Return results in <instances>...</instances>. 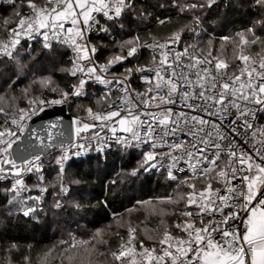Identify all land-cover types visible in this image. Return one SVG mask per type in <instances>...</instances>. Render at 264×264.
<instances>
[{"label":"snow or ice","instance_id":"obj_1","mask_svg":"<svg viewBox=\"0 0 264 264\" xmlns=\"http://www.w3.org/2000/svg\"><path fill=\"white\" fill-rule=\"evenodd\" d=\"M6 2L0 217L79 211L84 180L72 170L77 160L99 166L136 153V166L118 172L108 190L159 174L172 192L137 201L158 225L129 224L127 239L110 253L112 264H264V0ZM221 5L255 18L223 36L214 55L212 40L198 41L205 13ZM173 16L187 22L165 37L153 31ZM226 44L230 58L220 54ZM56 45L71 52L65 66ZM41 58L52 64L47 75ZM57 106L83 114L71 120L74 140L62 138V119L30 127ZM68 248L75 250H64L68 260L83 264L77 245Z\"/></svg>","mask_w":264,"mask_h":264},{"label":"trees","instance_id":"obj_2","mask_svg":"<svg viewBox=\"0 0 264 264\" xmlns=\"http://www.w3.org/2000/svg\"><path fill=\"white\" fill-rule=\"evenodd\" d=\"M4 9H9L7 14H10L8 5H0V15L5 14ZM205 16L208 22L203 25L204 31L198 41L201 44H207L211 34L232 36L255 18L245 16L239 10L226 9L223 5L219 9L214 7L209 10ZM186 22L182 17L173 16L166 25L154 26L153 31L161 37L167 36ZM220 44L221 41L213 44V53L218 54ZM56 47L61 54L57 59L62 66L67 65V55H62L67 51L61 46ZM220 54L230 58L231 44H226ZM41 59V66L48 69L44 73L47 75L52 72V64L46 58ZM54 79L63 85V74L59 71L55 72ZM24 86L20 85V88ZM36 95L39 96L40 92L37 91ZM67 110L72 117L82 115L74 106L67 107ZM138 159L136 153H121L110 156L104 165L98 166L95 161L91 164L76 162L72 170L84 180L78 187V198H81L84 207L79 211L70 208L57 213L46 211L40 213L38 218L24 217L19 213L7 218L0 217V257H7L12 264H77V261L70 262L64 251L68 249V254L74 252L68 248V244L75 243L82 253L83 264H112L110 253L122 242L121 237L127 236L126 226L136 225L140 229L149 225L151 229L158 225L157 219L148 217L145 207L137 205V201L154 200L172 192L169 182L159 174L142 176L135 182H125L109 191L107 185L117 178L116 174L122 169L135 167ZM88 173H91V178ZM51 199L49 197V201ZM129 209L133 210L126 214ZM118 217H121V221L115 222ZM97 232L101 235L94 240ZM84 241L90 243L85 245L82 243ZM13 244L15 248H11ZM91 245H96L97 250L89 256L83 249ZM46 253L50 255L46 257Z\"/></svg>","mask_w":264,"mask_h":264},{"label":"water","instance_id":"obj_3","mask_svg":"<svg viewBox=\"0 0 264 264\" xmlns=\"http://www.w3.org/2000/svg\"><path fill=\"white\" fill-rule=\"evenodd\" d=\"M41 117H34L32 121L29 122L30 127H35L36 129H41L42 125H46L49 121L54 119H62L63 120V139L71 140L73 137V131L71 128V120L72 116L67 112L66 107H63V111L60 110V107L49 109L46 113L41 114ZM27 133H25V138L27 137ZM36 150H39V145H36ZM52 149H47L46 151H50Z\"/></svg>","mask_w":264,"mask_h":264},{"label":"rangeland","instance_id":"obj_4","mask_svg":"<svg viewBox=\"0 0 264 264\" xmlns=\"http://www.w3.org/2000/svg\"><path fill=\"white\" fill-rule=\"evenodd\" d=\"M236 29V28H235ZM223 36H215L214 34H211L210 36H209V38H208V41L209 40H212L213 41V44H216V42L217 41H221V38H222ZM214 55H216L217 53H213ZM27 84V83H26ZM23 88V87H22ZM40 92V91H39ZM83 115V114H82ZM165 181H167V180H165ZM144 201H148L147 199L146 200H144ZM130 211L128 210L127 212H126V214L127 213H129ZM121 217H123V214L121 215ZM121 217L119 218H117V219H115V222H120L121 220ZM134 227H137L136 225L134 226ZM145 227H147V228H149V225H144V226H142L140 229L141 230H143ZM125 229H126V231H127V226L125 227ZM126 235H127V233H126ZM0 264H12L10 261H9V259L6 257H0ZM41 264H43V263H41Z\"/></svg>","mask_w":264,"mask_h":264},{"label":"built area","instance_id":"obj_5","mask_svg":"<svg viewBox=\"0 0 264 264\" xmlns=\"http://www.w3.org/2000/svg\"><path fill=\"white\" fill-rule=\"evenodd\" d=\"M0 5H8L7 4V2H6V0H2V3H0ZM162 37H165V36H162ZM29 43L30 44H32V43H34V42H32V41H29ZM55 43V42H54ZM56 46H59V45H56ZM66 51H67V61L70 59V57H71V52H70V50H67V49H65ZM66 107V109H67V106H65ZM67 112H68V110H67ZM69 113V112H68ZM74 117H72V119H73ZM30 122V121H29ZM75 139V137H74V135H73V137H72V139L71 140H74ZM51 151H53V150H50L49 152H51ZM84 160L86 159V157H84L83 158ZM77 162H79V160H77ZM125 240L127 239V236L124 238ZM123 242V241H122ZM121 242V243H122ZM120 243V244H121ZM119 244V245H120ZM119 245L113 250V251H116L118 248H119Z\"/></svg>","mask_w":264,"mask_h":264}]
</instances>
